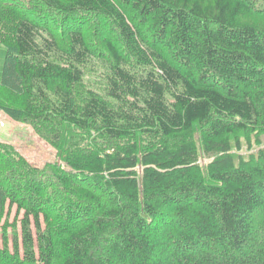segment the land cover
<instances>
[{"label":"trees","instance_id":"obj_1","mask_svg":"<svg viewBox=\"0 0 264 264\" xmlns=\"http://www.w3.org/2000/svg\"><path fill=\"white\" fill-rule=\"evenodd\" d=\"M0 110V264H264V0H0Z\"/></svg>","mask_w":264,"mask_h":264},{"label":"rangeland","instance_id":"obj_2","mask_svg":"<svg viewBox=\"0 0 264 264\" xmlns=\"http://www.w3.org/2000/svg\"><path fill=\"white\" fill-rule=\"evenodd\" d=\"M88 81V77H86ZM0 141L13 144L17 151L36 167H43L47 163L58 160L56 150L47 142L42 140L30 126L20 124L12 120L0 110ZM208 162V161H206ZM17 216V209L14 208L9 215L13 222ZM23 213L19 216L21 220ZM34 231L36 228L34 225Z\"/></svg>","mask_w":264,"mask_h":264}]
</instances>
